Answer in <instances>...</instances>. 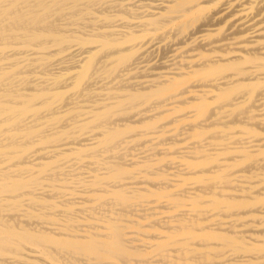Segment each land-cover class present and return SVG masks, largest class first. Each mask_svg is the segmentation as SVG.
Wrapping results in <instances>:
<instances>
[{
  "label": "bare ground",
  "instance_id": "1",
  "mask_svg": "<svg viewBox=\"0 0 264 264\" xmlns=\"http://www.w3.org/2000/svg\"><path fill=\"white\" fill-rule=\"evenodd\" d=\"M0 264H264V0H0Z\"/></svg>",
  "mask_w": 264,
  "mask_h": 264
}]
</instances>
